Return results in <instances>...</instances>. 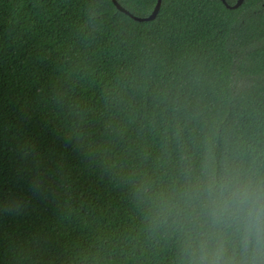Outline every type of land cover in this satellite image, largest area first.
<instances>
[{
  "label": "trees",
  "instance_id": "obj_1",
  "mask_svg": "<svg viewBox=\"0 0 264 264\" xmlns=\"http://www.w3.org/2000/svg\"><path fill=\"white\" fill-rule=\"evenodd\" d=\"M213 134L264 141V0H0V264H176L141 193Z\"/></svg>",
  "mask_w": 264,
  "mask_h": 264
},
{
  "label": "clouds",
  "instance_id": "obj_2",
  "mask_svg": "<svg viewBox=\"0 0 264 264\" xmlns=\"http://www.w3.org/2000/svg\"><path fill=\"white\" fill-rule=\"evenodd\" d=\"M176 264H264V141L214 134L167 187L143 191ZM22 210L18 203L6 208Z\"/></svg>",
  "mask_w": 264,
  "mask_h": 264
},
{
  "label": "water",
  "instance_id": "obj_3",
  "mask_svg": "<svg viewBox=\"0 0 264 264\" xmlns=\"http://www.w3.org/2000/svg\"><path fill=\"white\" fill-rule=\"evenodd\" d=\"M222 1L226 4V6H227L228 8H234V9H235V8H238L239 6H241L242 3L244 2V0H238V2H237L234 6H229V5H227V3H226L225 0H222ZM113 2H114V4H115V6H116L120 11H122V12H124V13L130 15L133 19H135V20H137V21H149V20H153V19L157 16V13L159 12V9H160V6H161V2H162V0H158L157 5H156V7H155L153 13H152L150 16H148V17H144V18L137 17V16H134V15L130 14L126 9H124L123 7H121L120 4H119L116 0H113Z\"/></svg>",
  "mask_w": 264,
  "mask_h": 264
}]
</instances>
